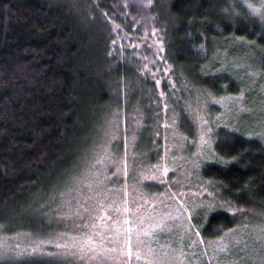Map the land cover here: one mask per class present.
<instances>
[{
	"label": "trees",
	"instance_id": "1",
	"mask_svg": "<svg viewBox=\"0 0 264 264\" xmlns=\"http://www.w3.org/2000/svg\"><path fill=\"white\" fill-rule=\"evenodd\" d=\"M249 4L0 0V228L39 243L66 234L58 203L94 158L100 171L107 158L125 159L124 172L109 182L129 189L138 176L131 150L152 167L162 158L164 131L170 139L168 121L176 123L174 141L183 146L195 143L194 104L217 111L215 99L238 95L231 109L238 108L252 87L243 85L249 78L240 79L246 70L237 64L264 70V24ZM153 42L161 43L157 60L148 58ZM210 124L213 159L196 168L182 164L168 172L171 182L157 186L167 192L189 186L196 200L210 199V210L198 207L192 218L205 239L264 221V143L246 134L258 126ZM112 125L119 131L103 161L96 152ZM195 171L199 177L186 178ZM52 207L58 217L48 223L41 217ZM21 257L2 256L0 264H68L58 254Z\"/></svg>",
	"mask_w": 264,
	"mask_h": 264
},
{
	"label": "rangeland",
	"instance_id": "2",
	"mask_svg": "<svg viewBox=\"0 0 264 264\" xmlns=\"http://www.w3.org/2000/svg\"><path fill=\"white\" fill-rule=\"evenodd\" d=\"M248 1L253 13L264 24V0ZM153 48L154 52L148 58H161V43L153 42ZM236 67L245 68L246 73L240 79L248 77L249 80L243 82V85L251 86L255 94L248 88L242 94L240 106L237 108L235 105L233 109L232 101H237L238 95H235L236 98L225 96L215 99L213 103L220 106L217 111L205 107L204 102L194 104L191 109H195V143L192 144L190 139L187 145H177L174 141L176 123L168 121L170 139L167 138V131H164L162 158L154 162L152 167L143 164L144 158L143 163L136 161L131 150V172L137 171L138 176L131 177L129 189L116 185V182H109L111 176H119V173L124 172L125 159L111 161L107 158V166L101 167L100 171V166H96L97 159L94 158L88 163L90 168L81 173L82 176L65 192L57 206L68 219L70 231L39 243L28 233L9 234L0 228V257L13 253L20 258L31 253L58 254L64 256L68 264H264V221L252 227L236 225L232 231L219 237L205 239L200 235V226L195 225L192 218L198 207H205L206 213L210 210V199L201 196L204 202L196 200V195L189 192L191 189L187 191V188H191L189 186H185V191L182 188L175 189L176 192L157 188L163 181L171 182L167 179L169 171L180 166L181 170L183 166L196 168L203 161L213 159L210 126L213 121L225 124L230 121L236 127L235 130L241 124L251 122L252 125H249L255 124L258 129L248 130L246 134L264 143V70L244 63ZM151 69L143 68L148 71ZM220 69L213 72L219 73ZM247 71H250L249 74ZM164 73L169 76V68ZM228 101L231 103L226 107V112L222 113L223 104ZM165 126L161 129L166 130ZM109 129V135L105 136L96 152L103 155V161L108 154L109 138L115 139L119 131L116 125ZM152 144L155 145L153 141ZM136 159L141 160L140 156ZM104 172L107 173L106 181ZM192 177L199 175L195 171V174L188 173L186 176L189 179ZM148 181L152 189L146 187L145 182ZM186 183L189 184L187 180L180 181V185ZM43 210L45 213L41 218L48 223L58 217L52 214L53 207L52 211L48 208L47 211Z\"/></svg>",
	"mask_w": 264,
	"mask_h": 264
}]
</instances>
